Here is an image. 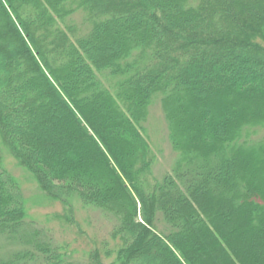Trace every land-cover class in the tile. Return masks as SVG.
I'll return each instance as SVG.
<instances>
[{
	"label": "trees",
	"instance_id": "obj_1",
	"mask_svg": "<svg viewBox=\"0 0 264 264\" xmlns=\"http://www.w3.org/2000/svg\"><path fill=\"white\" fill-rule=\"evenodd\" d=\"M156 96L176 158L150 183ZM261 127L264 0H0V141L114 219L119 264H264ZM25 217L0 161V264H103Z\"/></svg>",
	"mask_w": 264,
	"mask_h": 264
},
{
	"label": "rangeland",
	"instance_id": "obj_2",
	"mask_svg": "<svg viewBox=\"0 0 264 264\" xmlns=\"http://www.w3.org/2000/svg\"><path fill=\"white\" fill-rule=\"evenodd\" d=\"M82 17L83 12L79 10L73 18L80 22ZM142 127L154 156L147 175V180L152 183V179H160L169 172L176 158V152L168 140L167 124L159 97L156 96L150 104ZM263 136L264 127H261L251 137L258 139ZM0 161L1 167L13 176L22 191L26 211L25 224L29 225L28 228L39 229L41 236L49 237L60 247L61 252L72 259L86 262L89 253L97 251L103 264H119L116 250L121 241L118 236L113 237L111 234L115 221L110 215L92 206L83 205L76 197L62 201L49 196L39 188L28 171L16 162L1 141ZM4 244L5 239L0 238V245ZM2 249L0 254L5 248Z\"/></svg>",
	"mask_w": 264,
	"mask_h": 264
}]
</instances>
